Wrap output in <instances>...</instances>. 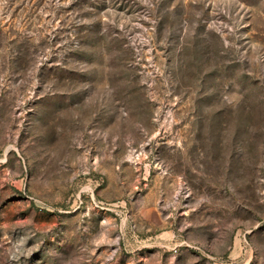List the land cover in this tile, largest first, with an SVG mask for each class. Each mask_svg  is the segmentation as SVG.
<instances>
[{
    "label": "rangeland",
    "instance_id": "374dc122",
    "mask_svg": "<svg viewBox=\"0 0 264 264\" xmlns=\"http://www.w3.org/2000/svg\"><path fill=\"white\" fill-rule=\"evenodd\" d=\"M0 264H264V0H0Z\"/></svg>",
    "mask_w": 264,
    "mask_h": 264
}]
</instances>
